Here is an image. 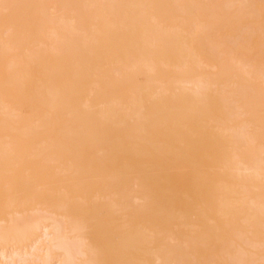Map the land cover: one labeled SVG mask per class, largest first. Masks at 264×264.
I'll return each instance as SVG.
<instances>
[{"label": "bare ground", "instance_id": "obj_1", "mask_svg": "<svg viewBox=\"0 0 264 264\" xmlns=\"http://www.w3.org/2000/svg\"><path fill=\"white\" fill-rule=\"evenodd\" d=\"M0 264H264V0H0Z\"/></svg>", "mask_w": 264, "mask_h": 264}, {"label": "rangeland", "instance_id": "obj_2", "mask_svg": "<svg viewBox=\"0 0 264 264\" xmlns=\"http://www.w3.org/2000/svg\"><path fill=\"white\" fill-rule=\"evenodd\" d=\"M22 111L24 115H30L32 113V107L29 104H24L22 106Z\"/></svg>", "mask_w": 264, "mask_h": 264}]
</instances>
